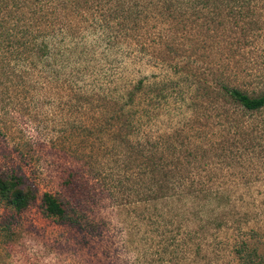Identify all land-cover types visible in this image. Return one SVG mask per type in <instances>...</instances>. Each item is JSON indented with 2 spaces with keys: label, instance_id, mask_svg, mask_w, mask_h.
Returning a JSON list of instances; mask_svg holds the SVG:
<instances>
[{
  "label": "rangeland",
  "instance_id": "obj_1",
  "mask_svg": "<svg viewBox=\"0 0 264 264\" xmlns=\"http://www.w3.org/2000/svg\"><path fill=\"white\" fill-rule=\"evenodd\" d=\"M70 1L51 5L61 78L0 62V175L35 195L0 202V264L264 261V107L223 89L264 92V0H132L133 17L89 0L73 18Z\"/></svg>",
  "mask_w": 264,
  "mask_h": 264
},
{
  "label": "trees",
  "instance_id": "obj_2",
  "mask_svg": "<svg viewBox=\"0 0 264 264\" xmlns=\"http://www.w3.org/2000/svg\"><path fill=\"white\" fill-rule=\"evenodd\" d=\"M56 0H0V62L5 63L10 71L18 68L19 64L27 65L24 68L41 70L48 79L58 80L61 78L60 71L50 70V59L53 56V42L57 33L62 32L63 26L67 25V18H62L52 12L51 5ZM113 5L125 3L127 0H103ZM132 1V0H131ZM89 0H71L70 7L64 8L71 13V17L79 14L83 6L92 8ZM68 5V4H66ZM139 2L131 3L132 11ZM46 6V7H45ZM117 18L123 14L115 11ZM125 16L122 20H124ZM101 21L99 26L115 29V26L124 24L122 20L113 21L110 16ZM58 28V29H57ZM17 63V66L14 63ZM4 73V72H3ZM8 77V76H7ZM137 87L130 89V97L134 95ZM223 89L235 102L248 111L260 110L264 107V92L253 95L237 87L224 84ZM126 126L129 124L124 119ZM121 126L123 125L120 123ZM131 125V124H130ZM1 129V128H0ZM153 170V169H152ZM154 173V170H153ZM118 180V179H117ZM119 181V180H118ZM22 177L11 176L4 178L0 175V202L8 205L14 211L20 212L25 209L35 195L32 190L26 189ZM44 211L48 216L63 221H75L78 205L74 209H68L58 196L46 192L43 196ZM240 251V250H239ZM247 264H264L262 258L256 255L257 250H249L245 247ZM244 255V254H243ZM256 257L259 259L257 260Z\"/></svg>",
  "mask_w": 264,
  "mask_h": 264
}]
</instances>
